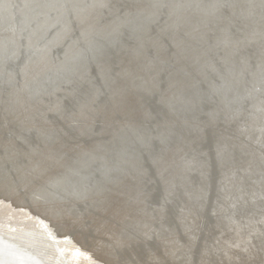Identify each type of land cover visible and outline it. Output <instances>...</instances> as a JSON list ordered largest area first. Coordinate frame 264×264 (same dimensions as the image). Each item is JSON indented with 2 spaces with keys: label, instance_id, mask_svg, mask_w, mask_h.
Returning a JSON list of instances; mask_svg holds the SVG:
<instances>
[{
  "label": "rangeland",
  "instance_id": "1",
  "mask_svg": "<svg viewBox=\"0 0 264 264\" xmlns=\"http://www.w3.org/2000/svg\"><path fill=\"white\" fill-rule=\"evenodd\" d=\"M0 264H264V0H0Z\"/></svg>",
  "mask_w": 264,
  "mask_h": 264
},
{
  "label": "bare ground",
  "instance_id": "2",
  "mask_svg": "<svg viewBox=\"0 0 264 264\" xmlns=\"http://www.w3.org/2000/svg\"><path fill=\"white\" fill-rule=\"evenodd\" d=\"M49 9V8H48ZM260 11H262V10H260ZM41 12V11H40ZM249 14V13H248ZM45 15V14H44ZM124 16V15H123ZM235 68V67H234ZM228 69V68H227ZM237 83V82H236ZM237 85V84H236ZM230 89V88H229ZM2 163V162H1ZM157 195V194H156ZM39 229V228H38ZM40 231V230H39ZM83 236H85V235H83ZM41 237V236H40ZM66 237V236H65ZM39 238V237H38ZM42 238V237H41ZM83 239H85V238H83ZM47 240V239H46ZM50 244V243H49ZM57 254V253H56ZM33 261V260H32Z\"/></svg>",
  "mask_w": 264,
  "mask_h": 264
}]
</instances>
